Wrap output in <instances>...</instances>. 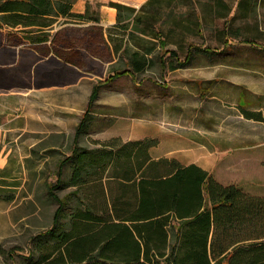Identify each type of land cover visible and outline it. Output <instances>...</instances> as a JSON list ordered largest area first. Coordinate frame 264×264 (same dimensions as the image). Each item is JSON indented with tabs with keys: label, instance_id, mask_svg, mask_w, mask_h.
Returning a JSON list of instances; mask_svg holds the SVG:
<instances>
[{
	"label": "trees",
	"instance_id": "1",
	"mask_svg": "<svg viewBox=\"0 0 264 264\" xmlns=\"http://www.w3.org/2000/svg\"><path fill=\"white\" fill-rule=\"evenodd\" d=\"M252 1H237L243 17L255 9ZM75 2L0 0V34L7 29L6 39L11 38L0 40V88L49 86L58 83L57 78L79 73L81 44L50 34L56 23L99 22L89 4L84 12L72 11ZM109 6L116 10V20L106 39L114 56L126 57L124 63L130 67L114 71L115 78H135L146 68L153 50L146 42L170 53V63L160 57V66L185 67L201 49L187 36L202 35L206 11L225 19L224 39L238 37L239 28L231 24L233 7L226 0H146L139 8L109 1ZM169 26L177 27L178 37L187 42L184 57L166 47L172 34ZM23 43L17 51L15 46ZM17 55L33 56L32 62L21 66ZM52 63L61 67L50 69ZM97 95L98 86L77 125L75 142L87 128ZM243 114L264 121L260 112L244 109ZM155 143L149 138L126 143L114 139L97 150L74 146L59 162L55 185L48 188L58 206L50 228L37 235L52 243L36 263L264 264V196L234 183L224 185L199 165H182L175 157L153 158L149 149ZM68 164L71 173L64 181ZM70 186L75 189L68 196L56 194V189ZM71 201L76 204L67 214ZM43 244L38 242L41 249Z\"/></svg>",
	"mask_w": 264,
	"mask_h": 264
},
{
	"label": "rangeland",
	"instance_id": "2",
	"mask_svg": "<svg viewBox=\"0 0 264 264\" xmlns=\"http://www.w3.org/2000/svg\"><path fill=\"white\" fill-rule=\"evenodd\" d=\"M109 1L76 0L77 7L85 9L89 4L99 14V22L56 23L50 31L81 44L78 74L57 78L58 83L49 86L0 88V160L5 162L0 165V264H46L36 262L52 240L37 235L50 228L58 206L48 188L58 179L59 162L76 144L97 150L114 139L126 143L149 138L156 141L149 149L153 154L186 151L217 159L225 179L227 162H234L239 175L235 180L249 190L264 192V121L243 114L246 109L264 117V0H253L256 7L247 17L238 9V0H226L233 7L231 24L239 28L237 38L224 39L225 19L206 11L202 35L187 36L201 49L185 67L160 66V57L170 63V53L146 42L153 50L148 65L135 78L112 76L130 67L124 63L126 57L114 56L106 39L115 22ZM145 1L130 0L136 8ZM169 28L172 34L166 47L184 57L187 42L178 37L177 27ZM8 34L3 30L0 40H10ZM245 38L252 42L242 41ZM16 58L26 66L33 56ZM57 67L61 66H49ZM96 86L87 128L75 142L77 125ZM70 173L68 164L64 181ZM74 189L58 188L56 194L64 198ZM75 204L70 202L67 214ZM37 241L44 242L42 249Z\"/></svg>",
	"mask_w": 264,
	"mask_h": 264
},
{
	"label": "crops",
	"instance_id": "3",
	"mask_svg": "<svg viewBox=\"0 0 264 264\" xmlns=\"http://www.w3.org/2000/svg\"><path fill=\"white\" fill-rule=\"evenodd\" d=\"M112 1H116V2H120V3H125L127 5H130L134 8H136V6H138L136 3H131L130 0H112ZM111 7V6H110ZM113 10H115L113 7H111ZM84 8L83 6H79L77 7V5L74 3L73 4V7H72V11L76 12V13H79V12H84ZM115 20H116V10H115ZM149 153H151L149 151ZM151 156L153 158H158V157H175L178 159V161L182 164V165H186V164H196L197 166H201L202 168H204L205 170L209 171L214 177L216 180H218L219 182H221L222 184L224 185H227V184H231V183H234V184H237L240 188H243L244 191L248 192V193H251L253 195H263L264 196V192H260V191H252V190H249L248 188H246L243 184H240L238 183L235 179L237 177V173L235 171V168H236V165H234L235 163L234 162H230L228 161L227 162V168H228V172H227V176L229 177L228 179H225L224 178V175H222L221 171L219 168H217V159H212L210 160V158H207V157H204V156H194L193 154L191 153H188L186 151H183L182 154H164V155H161L159 153H151ZM228 159V157H227ZM230 159V157H229ZM5 162L4 161H1L0 160V165H4ZM2 167V166H0ZM239 176V175H238Z\"/></svg>",
	"mask_w": 264,
	"mask_h": 264
}]
</instances>
